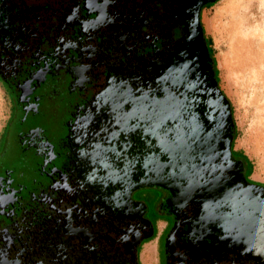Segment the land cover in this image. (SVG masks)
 Instances as JSON below:
<instances>
[{
    "label": "flooded vegetation",
    "instance_id": "af4514ba",
    "mask_svg": "<svg viewBox=\"0 0 264 264\" xmlns=\"http://www.w3.org/2000/svg\"><path fill=\"white\" fill-rule=\"evenodd\" d=\"M217 1L0 0L11 110L37 112L48 75L78 95L60 153L38 130L19 137L47 184L26 202L0 176V264H141L146 247L151 264H264L258 217L247 233L264 183L235 150L202 23ZM144 188L160 192L158 224L133 200Z\"/></svg>",
    "mask_w": 264,
    "mask_h": 264
},
{
    "label": "rangeland",
    "instance_id": "374dc122",
    "mask_svg": "<svg viewBox=\"0 0 264 264\" xmlns=\"http://www.w3.org/2000/svg\"><path fill=\"white\" fill-rule=\"evenodd\" d=\"M202 23L205 36L212 43L220 88L233 108L237 126L235 150L248 158L252 171L247 165V173L252 172V179L264 183V76L255 90L249 70L257 63V56L260 61L264 58V0H218L203 11ZM249 54L256 56L255 59ZM57 78L48 75L34 93L39 98L35 113L27 114L14 104L11 110L7 103L9 94L0 87V176L8 177L26 202L48 181L40 171L42 158L32 149H23L19 137L38 130L55 152L60 153L63 150L60 143L67 136L70 108L78 98L77 94L68 92L64 82L58 83ZM8 105L9 119L3 129ZM59 160L56 166H60ZM159 194L157 188L139 189L133 194V200L146 203L147 218L154 224L162 217L157 212ZM146 249L140 254L141 264H151L144 256ZM160 251L162 255V247Z\"/></svg>",
    "mask_w": 264,
    "mask_h": 264
},
{
    "label": "bare ground",
    "instance_id": "6f19581e",
    "mask_svg": "<svg viewBox=\"0 0 264 264\" xmlns=\"http://www.w3.org/2000/svg\"><path fill=\"white\" fill-rule=\"evenodd\" d=\"M255 33H256V31H255ZM257 34V33H256ZM259 36H262L261 34H258ZM249 46L247 45V53H248V51H249ZM261 49V48H260ZM250 52H252V53H254V51H250ZM252 56L254 59H255V57L256 56H254L253 54H249V56ZM262 56H264V54L262 55ZM255 61H257V63H254L252 66H253V68L252 69H249L250 70V73H251V76H250V78H251V82L253 83V86H254V89L256 90L257 89V87H258V84H259V82H258V80L259 79H262L263 78V76H264V58L262 59V61H260L259 59H258V56L256 57V59H255ZM259 61V62H258ZM263 63V64H262ZM263 68V69H262ZM257 80V81H256ZM147 249H146V251H145V253H144V256H145V258H147L148 260H150L151 262H152V259H153V250H152V248L151 247H146Z\"/></svg>",
    "mask_w": 264,
    "mask_h": 264
},
{
    "label": "water",
    "instance_id": "95a60500",
    "mask_svg": "<svg viewBox=\"0 0 264 264\" xmlns=\"http://www.w3.org/2000/svg\"><path fill=\"white\" fill-rule=\"evenodd\" d=\"M259 218V221L262 225H264V203L256 204V203H247V233L257 228L260 224H256L252 221Z\"/></svg>",
    "mask_w": 264,
    "mask_h": 264
},
{
    "label": "trees",
    "instance_id": "16d2710c",
    "mask_svg": "<svg viewBox=\"0 0 264 264\" xmlns=\"http://www.w3.org/2000/svg\"><path fill=\"white\" fill-rule=\"evenodd\" d=\"M208 40H209V44L212 46L211 40L210 39H208Z\"/></svg>",
    "mask_w": 264,
    "mask_h": 264
},
{
    "label": "crops",
    "instance_id": "0c3cea01",
    "mask_svg": "<svg viewBox=\"0 0 264 264\" xmlns=\"http://www.w3.org/2000/svg\"><path fill=\"white\" fill-rule=\"evenodd\" d=\"M147 264V263H146Z\"/></svg>",
    "mask_w": 264,
    "mask_h": 264
}]
</instances>
